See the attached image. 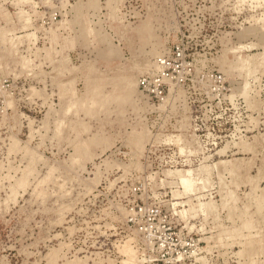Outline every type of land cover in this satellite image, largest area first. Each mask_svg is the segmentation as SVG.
Segmentation results:
<instances>
[{
    "label": "rangeland",
    "instance_id": "rangeland-1",
    "mask_svg": "<svg viewBox=\"0 0 264 264\" xmlns=\"http://www.w3.org/2000/svg\"><path fill=\"white\" fill-rule=\"evenodd\" d=\"M0 264H264V0H0Z\"/></svg>",
    "mask_w": 264,
    "mask_h": 264
},
{
    "label": "bare ground",
    "instance_id": "bare-ground-1",
    "mask_svg": "<svg viewBox=\"0 0 264 264\" xmlns=\"http://www.w3.org/2000/svg\"><path fill=\"white\" fill-rule=\"evenodd\" d=\"M224 150V148H223ZM220 152V151H219ZM234 167V166H233ZM180 183H181V186L183 187V190L185 192H188V191H191L193 188H192V181L190 179V177L187 176V174H184V175H181L180 176ZM257 208V207H256ZM260 210V209H258ZM247 249V248H246ZM129 253V252H128ZM133 253V252H132ZM129 255V254H128ZM132 257V256H131Z\"/></svg>",
    "mask_w": 264,
    "mask_h": 264
},
{
    "label": "built area",
    "instance_id": "built-area-1",
    "mask_svg": "<svg viewBox=\"0 0 264 264\" xmlns=\"http://www.w3.org/2000/svg\"><path fill=\"white\" fill-rule=\"evenodd\" d=\"M176 53H178V50L176 51ZM140 85H145V79H142V80H140Z\"/></svg>",
    "mask_w": 264,
    "mask_h": 264
}]
</instances>
